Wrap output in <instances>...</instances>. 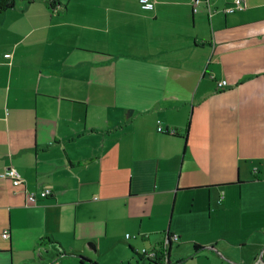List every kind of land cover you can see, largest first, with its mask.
Returning <instances> with one entry per match:
<instances>
[{"label": "crops", "instance_id": "0c3cea01", "mask_svg": "<svg viewBox=\"0 0 264 264\" xmlns=\"http://www.w3.org/2000/svg\"><path fill=\"white\" fill-rule=\"evenodd\" d=\"M150 1L0 14V264H264V0Z\"/></svg>", "mask_w": 264, "mask_h": 264}, {"label": "built area", "instance_id": "2783aa9c", "mask_svg": "<svg viewBox=\"0 0 264 264\" xmlns=\"http://www.w3.org/2000/svg\"><path fill=\"white\" fill-rule=\"evenodd\" d=\"M140 1L144 5L145 9H153L154 8V2H152L150 0H140ZM199 4H200V1L196 0L195 1V5L199 6ZM244 10H245L244 0H234L232 5L229 6L228 8H226L224 10V12L225 13H235V12L244 11ZM194 11L197 12V9H195ZM6 57H10V55H7ZM219 85H220V87L226 86L227 82L223 81ZM158 132L159 133H165V134L167 133V134H170L172 136L176 135V132L174 130L165 131L161 127H158ZM4 177L6 179H8V180H11L14 183V185H16V186L22 185L23 182H24L22 177H21V174L14 167H10V168L6 169V171L4 172ZM49 195H50L49 191H44V192L40 193V196L42 198H47ZM28 201L30 203H33V204L37 203V195L35 193H30L28 195ZM2 237L4 239H8L9 238V234L7 232H5ZM127 237H129V236H127ZM170 240H171V242L172 241L173 242H178L179 241V236L172 235ZM168 242H169V239H168ZM142 256H144V257H146L148 259H152V260H155V259H157V257H159V255L156 252L147 253L146 251L143 252Z\"/></svg>", "mask_w": 264, "mask_h": 264}, {"label": "trees", "instance_id": "16d2710c", "mask_svg": "<svg viewBox=\"0 0 264 264\" xmlns=\"http://www.w3.org/2000/svg\"><path fill=\"white\" fill-rule=\"evenodd\" d=\"M16 1L17 0H0V14L5 11L13 9L16 5ZM25 1H27L28 3H33L35 0H25ZM45 1H47L50 4V8H55L58 4V0H45ZM171 236L172 235L169 236V243H171V240H170ZM198 249L199 248L196 247V250ZM162 259L163 258L159 256L157 257V259L152 260V259H148L141 255V260L148 261L150 264H162ZM92 264H99V263L92 262Z\"/></svg>", "mask_w": 264, "mask_h": 264}, {"label": "rangeland", "instance_id": "374dc122", "mask_svg": "<svg viewBox=\"0 0 264 264\" xmlns=\"http://www.w3.org/2000/svg\"><path fill=\"white\" fill-rule=\"evenodd\" d=\"M181 264H186V262L184 261V262H182Z\"/></svg>", "mask_w": 264, "mask_h": 264}, {"label": "water", "instance_id": "95a60500", "mask_svg": "<svg viewBox=\"0 0 264 264\" xmlns=\"http://www.w3.org/2000/svg\"><path fill=\"white\" fill-rule=\"evenodd\" d=\"M205 249V248H204ZM167 261H168V259H167Z\"/></svg>", "mask_w": 264, "mask_h": 264}]
</instances>
